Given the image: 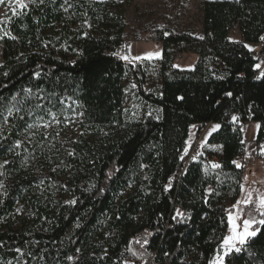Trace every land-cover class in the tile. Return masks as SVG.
I'll list each match as a JSON object with an SVG mask.
<instances>
[{
	"label": "trees",
	"instance_id": "16d2710c",
	"mask_svg": "<svg viewBox=\"0 0 264 264\" xmlns=\"http://www.w3.org/2000/svg\"><path fill=\"white\" fill-rule=\"evenodd\" d=\"M132 3L35 0L9 22L0 65V164L8 161L0 167V264H127L137 241L149 264H209L227 234L244 152L232 117L251 114L264 145V78L244 46L262 41L264 0L206 1L203 39L153 29L163 48L156 96L144 94L149 62L112 55ZM234 29L243 42H230ZM189 54L192 70L174 67ZM128 78L159 116L126 120ZM74 109L80 133L58 139ZM211 123L221 125L208 139L222 147L221 167L181 160L192 126L196 141ZM177 208L184 215L173 219ZM258 227L227 264H264Z\"/></svg>",
	"mask_w": 264,
	"mask_h": 264
},
{
	"label": "rangeland",
	"instance_id": "374dc122",
	"mask_svg": "<svg viewBox=\"0 0 264 264\" xmlns=\"http://www.w3.org/2000/svg\"><path fill=\"white\" fill-rule=\"evenodd\" d=\"M35 0H22L23 3L27 4L28 8ZM99 1H116L124 2L126 0H99ZM208 0H133L132 6L127 10V29L125 40L122 44L125 45L129 43L130 47V58L134 57H144L146 53L150 52H160L161 56L159 58H142L139 60L133 59V65L143 64L144 62H149L150 67L147 72L146 85L144 87V94L150 96H156L159 93L160 88V73L158 60L162 58L163 48L162 44L152 41L150 34L153 29H168L176 35L188 34L194 35L195 37H202L203 35V4ZM15 8L16 12L19 14L24 9H19L15 5L14 0L9 3L5 0L4 4H0V20L11 21V19L17 15H13L12 9ZM25 8V9H26ZM9 22L6 24H0V28H6L8 31ZM240 31L234 29L232 31L230 42L240 40ZM9 36H4L3 31H0V65L3 62V39ZM234 43V42H233ZM121 46V47H122ZM120 47V48H121ZM117 53V51H116ZM122 57L120 54L116 55ZM195 58L192 55H178L176 57L174 65H177L181 70H192L194 68ZM129 81L125 80V92L126 97L123 104V110L125 112V118L128 121L141 122L143 119L149 115V113L159 116L158 111L151 104H148L144 97L139 93L136 82L128 78ZM136 87H132V85ZM76 106V105H75ZM77 108V107H76ZM81 113L74 109V113L68 115L64 121L63 126L57 132L58 139H71L80 133V125L83 120ZM57 124V123H55ZM259 124L255 122H249V124L243 130L245 145L243 157L240 159L241 169L243 170L241 185H243V190L240 186V195L238 200H243L246 198L247 192H253V201L256 200V192L259 191L264 193V145L258 144L256 135L258 132ZM208 128V127H207ZM54 126L49 129L52 131ZM210 129V127H209ZM208 129V130H209ZM206 130V128H204ZM208 132V131H207ZM207 132L202 134L200 139L196 140L191 136L188 143L191 145L188 151V155L185 156L186 162L193 161L192 156H196V161H201L205 159H212L209 157L214 156L216 159L219 158V151L217 147L209 146L207 143ZM194 133H192L193 135ZM246 146V150H245ZM250 150V152H249ZM252 157V158H251ZM247 158V160H246ZM200 159V160H199ZM194 160V161H195ZM247 161L250 164L247 165ZM210 163L206 162V165ZM252 165L251 173L246 169ZM210 169H213L210 166ZM254 173V175L252 174ZM247 178V179H245ZM237 200V201H238ZM236 204V203H235ZM254 204L244 206L241 204L239 206V211L241 213L240 218L237 223L242 227V221L247 218V214L252 211ZM231 209L232 214H237V209L228 207ZM256 218L260 217L256 215ZM259 225L255 226L258 227ZM230 225L228 223L227 235L229 232ZM143 246L140 243L135 242L132 251L135 255V259L127 264H149L144 260Z\"/></svg>",
	"mask_w": 264,
	"mask_h": 264
},
{
	"label": "snow or ice",
	"instance_id": "6c2138e0",
	"mask_svg": "<svg viewBox=\"0 0 264 264\" xmlns=\"http://www.w3.org/2000/svg\"><path fill=\"white\" fill-rule=\"evenodd\" d=\"M9 3H12V0H8ZM15 5L18 6L19 9H25L27 7V4L23 3L22 0H14ZM40 2L42 3L43 0H40ZM5 0H0V4H4ZM13 15H17L18 13L16 12V9L13 8L12 9ZM10 21H6V20H0V24H6ZM0 31H3L4 36L8 35V31L6 28H0ZM3 37H0V39H2ZM12 39H16V37H11ZM204 37H200V39H203ZM260 39L262 41H264V36L260 37ZM229 40H232L231 37H229ZM246 48H249L251 50V46L245 44L244 45ZM112 55H118V53H112ZM161 56L160 52H150V53H146L144 57H134L133 59L139 60L142 58H147V59H152V58H159ZM121 59L127 60L129 59L128 56H122L120 57ZM174 67H179L177 65H174ZM255 67L257 69H259L261 67V65L258 63L255 65ZM35 75L39 76V73H35ZM264 78V71H261L260 74L256 77V79H261ZM132 87H136V85H132ZM29 93L31 92V90H28ZM226 96H232L231 92H227L225 93ZM70 99V98H69ZM178 99H183V97H178ZM61 104H64L65 101L61 100L59 101ZM69 108H71V105H68ZM17 111H19V109H17ZM9 115H11V110H9ZM52 115V119L56 120V115L55 113H51ZM82 115V113L80 114ZM149 115H151V113H149ZM6 119V118H5ZM21 119H23V117H21ZM237 120L236 116L232 117V121L235 122ZM50 124H44L43 127H49ZM29 127H31V125H29ZM192 127H196L195 125H193ZM259 127V125L257 126ZM221 128L220 124H214L210 127V129L207 132V136H211L213 133L217 132L219 129ZM243 129H241L242 131ZM243 143V141H241ZM186 147L184 149V153L183 155H181L180 159L183 160L185 156L188 155V151L189 148L191 147V145L186 142ZM21 146V142L17 141L16 142V147L19 148ZM191 159L195 160L196 156H192ZM8 161L5 160L3 162V164H7ZM235 163V161L233 162ZM3 164H0V167H3ZM212 168H219L221 167L220 164L218 163H213ZM237 167H241V165L236 164ZM142 167H144L142 165ZM247 179V178H245ZM0 187H3V184L0 183ZM171 187V178L169 181V184L165 186V190H169V188ZM241 190H243V185H241ZM101 191H103V189H101ZM67 203H71V204H75L76 201L72 200V201H68ZM243 204L244 206H248V205H252L254 204V208L252 211H250L247 214V218H244L242 221V227L240 224L237 223V220L240 218V211H239V206ZM233 208H236L237 214L233 215L231 211H229V215H228V223L230 225L229 228V232L230 234L227 236H224L222 238V241L220 243V245L218 246L215 255L213 257V259H211L209 261V264H227V260L226 258L229 257L230 255L234 254V253H239L242 250V247L244 245L247 244V242L249 241V239L254 238L257 236V234L260 231L259 227H255L257 225L260 226H264V193H261L259 191L256 192V200L253 201V192L249 191L246 194V198H244L243 200H238L236 202L235 205H233ZM184 215V213L177 208L175 210V216H173V219H176L177 217H182ZM256 215H258L260 218L257 219ZM139 242V241H137ZM145 243H147V241H145ZM131 251V249H129ZM17 251H19V249H17ZM77 251H79V249H77ZM69 260H72L73 257L69 256L68 257Z\"/></svg>",
	"mask_w": 264,
	"mask_h": 264
},
{
	"label": "built area",
	"instance_id": "2783aa9c",
	"mask_svg": "<svg viewBox=\"0 0 264 264\" xmlns=\"http://www.w3.org/2000/svg\"><path fill=\"white\" fill-rule=\"evenodd\" d=\"M251 51H252V55L253 57H255V59L257 60V63H259L261 65V67L259 69H257L256 71V77L260 74L261 71H264V41L259 42L258 44H254L251 46ZM118 54H120L121 56H128L129 59L125 60L127 63L129 64H133L134 60L132 58H130V47H129V43H126L125 45H123L118 51ZM258 80V79H257ZM260 80V79H259ZM234 116L237 117V120L235 122H231L232 126L234 129H245V127L248 125L249 122L252 121V115L251 114H246V116H244L242 113H236ZM191 133H195V127H192L191 129ZM207 130V127H206ZM206 130H204L202 132V134H204L206 132ZM213 162L219 163L218 159H213ZM241 160L238 159L236 164L241 165ZM240 168V167H238Z\"/></svg>",
	"mask_w": 264,
	"mask_h": 264
},
{
	"label": "crops",
	"instance_id": "0c3cea01",
	"mask_svg": "<svg viewBox=\"0 0 264 264\" xmlns=\"http://www.w3.org/2000/svg\"><path fill=\"white\" fill-rule=\"evenodd\" d=\"M229 37H231V35L229 36ZM234 43H241V42H243V40H242V36H241V34H240V40L239 41H233ZM249 124V123H248ZM212 125H214V124H209L207 127V130H206V132L208 131V129H209V127H211ZM206 128V127H205ZM259 130V129H258ZM205 132V133H206ZM257 134H258V132H257ZM192 136H194V135H192ZM209 137L210 136H208V138H207V143H208V139H209ZM256 139H257V135H256ZM244 143H245V138H244ZM245 145V144H244ZM209 146H212V145H209ZM212 147H217L218 148V151H219V158L221 157V154H222V147L221 146H212ZM245 150H246V146H245ZM249 152H250V150H249ZM244 155H242L239 159H241L242 157H243ZM209 158H212L211 160L210 159H205V160H201V161H191V162H196V163H202L204 166H205V164H206V162H208V163H210L209 165H206L205 166V168L206 169H210V166L213 164V163H216V162H213L212 160L213 159H216L214 156H212V157H209ZM218 158V160H220ZM252 158V157H251ZM200 160V159H199ZM246 160H247V158H246ZM219 164V163H218ZM248 164H250V161H249V163H248V161H247V165ZM250 167H247L246 169L248 170V172H250L251 173V171L253 170L252 168V165H249ZM212 167V166H211ZM241 169V168H240ZM242 170V169H241ZM242 174H244L243 173V170H242ZM253 175H254V173H252Z\"/></svg>",
	"mask_w": 264,
	"mask_h": 264
}]
</instances>
